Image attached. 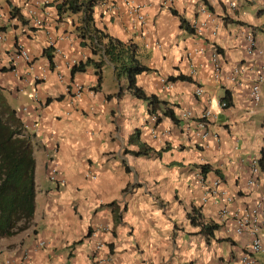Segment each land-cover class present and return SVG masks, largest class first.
Listing matches in <instances>:
<instances>
[{
    "label": "crops",
    "instance_id": "obj_1",
    "mask_svg": "<svg viewBox=\"0 0 264 264\" xmlns=\"http://www.w3.org/2000/svg\"><path fill=\"white\" fill-rule=\"evenodd\" d=\"M59 1L0 0V88L34 159L31 225L0 237V264L23 255L27 264H237L248 238L226 231L217 219L219 197L204 198V189L218 178L216 190L237 205L264 195V80L250 110L247 79H228L234 65L247 63L241 28L264 51V33L257 37L264 0H98L95 27L133 44L149 69L135 84L160 101L151 112L122 73L82 45L80 14L57 18ZM18 47L27 60L15 56ZM211 48L219 53L218 82ZM88 58L98 65L70 73ZM254 156L259 173L247 188ZM50 157L63 182L48 179ZM208 224L216 225L211 234L202 228ZM95 241L102 242L98 251ZM254 256L264 264V244Z\"/></svg>",
    "mask_w": 264,
    "mask_h": 264
},
{
    "label": "trees",
    "instance_id": "obj_2",
    "mask_svg": "<svg viewBox=\"0 0 264 264\" xmlns=\"http://www.w3.org/2000/svg\"><path fill=\"white\" fill-rule=\"evenodd\" d=\"M97 1L60 0L55 4L57 18L64 14L79 13V24L75 29L82 45L88 46L92 55L100 52L113 65L116 74L122 73L130 93L147 101L151 112L153 106L160 101L154 95H145L135 84V76L149 69L136 58L133 44L122 42L95 27L92 9ZM185 27L189 32L193 31L188 24H185ZM89 63L93 62L88 58L85 62L73 65L70 73L82 71ZM93 64L97 66L98 62ZM223 99L228 105L229 97L225 95ZM163 114L174 118L170 109H165ZM145 149L134 153H146ZM260 167H263L261 162ZM33 171L34 159L30 139L23 134L21 122L14 109L6 102L0 88V237L14 235L31 225L34 211ZM215 227V224L202 225L208 234H211Z\"/></svg>",
    "mask_w": 264,
    "mask_h": 264
},
{
    "label": "built area",
    "instance_id": "obj_3",
    "mask_svg": "<svg viewBox=\"0 0 264 264\" xmlns=\"http://www.w3.org/2000/svg\"><path fill=\"white\" fill-rule=\"evenodd\" d=\"M139 6H133L138 20L143 18L138 10ZM229 8L234 10L236 5L229 2ZM35 24L39 21L35 20ZM238 39L241 41L242 50L247 59V63L236 64L231 68L228 79L230 81L239 80V78L247 79V95L251 103L250 110L254 109L261 100L260 85L264 80V51L257 45L256 39L252 33L246 28H241L237 33ZM1 38V36H0ZM211 66L213 68V77L219 81V53L215 48H211ZM15 56L27 60L26 51L18 47ZM194 95L200 96L203 93L202 87L196 86L193 91ZM220 107H226V101L219 102ZM208 110H204L201 114V119H208ZM150 121L156 120V115L150 113L148 115ZM202 126L203 124L200 123ZM258 157L249 158V176L245 180L247 188L253 187L256 184V176L259 173ZM47 177L50 181L63 182L64 179L58 175L56 163L52 157L48 158ZM220 180L214 179L208 187L204 189V198L208 194H213L219 197L220 206L217 210V219L220 223L227 225L226 231L231 232L234 236L248 238L247 243L237 257V264H261L255 258V254L259 253L264 244V195L255 198L247 204L237 205L233 202V195L226 190H216ZM38 247L43 245V241L39 240L36 244ZM102 242L95 241L94 250H100ZM26 255L19 259H5L4 264H27ZM95 264H102L98 259Z\"/></svg>",
    "mask_w": 264,
    "mask_h": 264
},
{
    "label": "rangeland",
    "instance_id": "obj_4",
    "mask_svg": "<svg viewBox=\"0 0 264 264\" xmlns=\"http://www.w3.org/2000/svg\"><path fill=\"white\" fill-rule=\"evenodd\" d=\"M261 19H260V22L262 21V24H263V31H264V16H260ZM263 31H259L257 32V37H262L263 36ZM262 111L264 112V83L262 85Z\"/></svg>",
    "mask_w": 264,
    "mask_h": 264
}]
</instances>
